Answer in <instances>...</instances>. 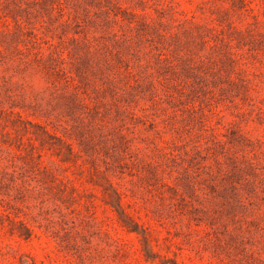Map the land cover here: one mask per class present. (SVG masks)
<instances>
[{
	"label": "rangeland",
	"instance_id": "374dc122",
	"mask_svg": "<svg viewBox=\"0 0 264 264\" xmlns=\"http://www.w3.org/2000/svg\"><path fill=\"white\" fill-rule=\"evenodd\" d=\"M0 264H264V0H0Z\"/></svg>",
	"mask_w": 264,
	"mask_h": 264
}]
</instances>
